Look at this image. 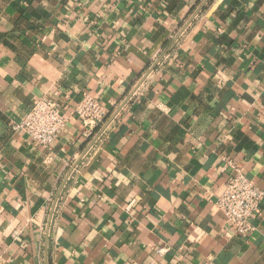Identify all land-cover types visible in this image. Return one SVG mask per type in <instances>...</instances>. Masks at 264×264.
Returning <instances> with one entry per match:
<instances>
[{
	"label": "crops",
	"instance_id": "obj_1",
	"mask_svg": "<svg viewBox=\"0 0 264 264\" xmlns=\"http://www.w3.org/2000/svg\"><path fill=\"white\" fill-rule=\"evenodd\" d=\"M85 92L99 140L13 130ZM228 161L264 191V0H0V264H264V201L247 236L214 205Z\"/></svg>",
	"mask_w": 264,
	"mask_h": 264
},
{
	"label": "built area",
	"instance_id": "obj_2",
	"mask_svg": "<svg viewBox=\"0 0 264 264\" xmlns=\"http://www.w3.org/2000/svg\"><path fill=\"white\" fill-rule=\"evenodd\" d=\"M138 89L134 90L130 99L138 94ZM109 114V109L88 92L82 95L80 102L68 113L61 103L40 98L24 120L12 128L24 133L34 144L51 150L58 135L67 124L75 120L84 126L87 138L99 140L108 127L101 130ZM97 129L99 131L95 133ZM228 168L232 169V173L227 177L223 191L214 205L222 213L231 233L251 235L257 230L254 219L261 215L264 191L231 161L226 162L225 169ZM163 251L159 250L158 253Z\"/></svg>",
	"mask_w": 264,
	"mask_h": 264
}]
</instances>
